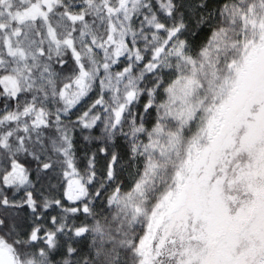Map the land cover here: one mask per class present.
Masks as SVG:
<instances>
[{"label":"snow or ice","instance_id":"1","mask_svg":"<svg viewBox=\"0 0 264 264\" xmlns=\"http://www.w3.org/2000/svg\"><path fill=\"white\" fill-rule=\"evenodd\" d=\"M0 264H264V0H0Z\"/></svg>","mask_w":264,"mask_h":264}]
</instances>
